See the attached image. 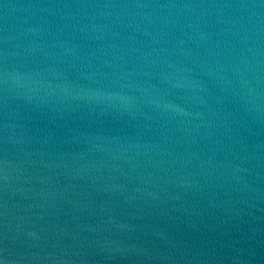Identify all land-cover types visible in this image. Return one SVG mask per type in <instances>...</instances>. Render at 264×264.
Masks as SVG:
<instances>
[{
    "label": "water",
    "instance_id": "95a60500",
    "mask_svg": "<svg viewBox=\"0 0 264 264\" xmlns=\"http://www.w3.org/2000/svg\"><path fill=\"white\" fill-rule=\"evenodd\" d=\"M0 264H264V0H0Z\"/></svg>",
    "mask_w": 264,
    "mask_h": 264
}]
</instances>
